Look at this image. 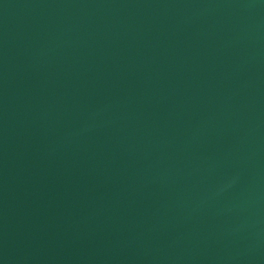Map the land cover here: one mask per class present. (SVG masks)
I'll return each instance as SVG.
<instances>
[{"label":"water","instance_id":"obj_1","mask_svg":"<svg viewBox=\"0 0 264 264\" xmlns=\"http://www.w3.org/2000/svg\"><path fill=\"white\" fill-rule=\"evenodd\" d=\"M0 264H264V0H0Z\"/></svg>","mask_w":264,"mask_h":264}]
</instances>
